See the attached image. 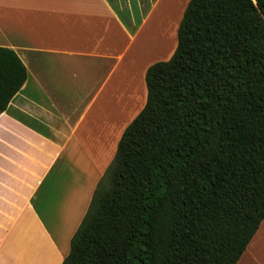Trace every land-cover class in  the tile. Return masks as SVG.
I'll list each match as a JSON object with an SVG mask.
<instances>
[{"label":"trees","instance_id":"16d2710c","mask_svg":"<svg viewBox=\"0 0 264 264\" xmlns=\"http://www.w3.org/2000/svg\"><path fill=\"white\" fill-rule=\"evenodd\" d=\"M28 78L0 46V113ZM62 264H237L264 219V0H190Z\"/></svg>","mask_w":264,"mask_h":264},{"label":"crops","instance_id":"0c3cea01","mask_svg":"<svg viewBox=\"0 0 264 264\" xmlns=\"http://www.w3.org/2000/svg\"><path fill=\"white\" fill-rule=\"evenodd\" d=\"M189 1L0 0V46L28 70L0 113V264L63 263L146 105V72L160 61L147 59L173 55ZM126 91L137 109L110 138L109 100ZM237 264H264V219Z\"/></svg>","mask_w":264,"mask_h":264},{"label":"rangeland","instance_id":"374dc122","mask_svg":"<svg viewBox=\"0 0 264 264\" xmlns=\"http://www.w3.org/2000/svg\"><path fill=\"white\" fill-rule=\"evenodd\" d=\"M181 0H171L172 3H176V2H180ZM185 0H182V4L184 3ZM180 18L176 19L173 22V26L176 25L177 21ZM171 50H169V48L167 49V51H163V50H158L156 53H154L153 55L150 54L149 58L147 59V61L153 60V59H159V60H165L169 58V53ZM122 93V91H121ZM138 96V92L135 91V95L131 96V94H129V92L126 91V93L124 94L123 97L119 98V97H114L113 99L109 100L110 103L113 105L112 107V112L114 114V124L111 130V136L110 138H113L114 132H116L119 128H121L122 123H124V121H127V119H129V117H131V115L134 113V111H136V106H135V97L137 98ZM119 98V99H118Z\"/></svg>","mask_w":264,"mask_h":264}]
</instances>
